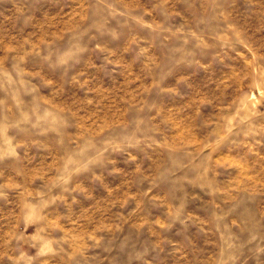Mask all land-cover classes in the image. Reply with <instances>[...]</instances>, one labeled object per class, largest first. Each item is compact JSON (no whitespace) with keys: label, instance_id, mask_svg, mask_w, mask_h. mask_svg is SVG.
Instances as JSON below:
<instances>
[{"label":"rangeland","instance_id":"obj_1","mask_svg":"<svg viewBox=\"0 0 264 264\" xmlns=\"http://www.w3.org/2000/svg\"><path fill=\"white\" fill-rule=\"evenodd\" d=\"M0 264H264V0H0Z\"/></svg>","mask_w":264,"mask_h":264}]
</instances>
